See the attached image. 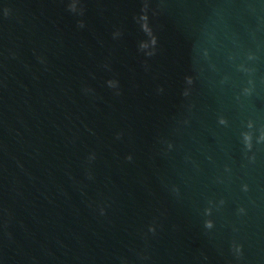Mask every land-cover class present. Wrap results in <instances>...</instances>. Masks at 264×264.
<instances>
[{
	"label": "water",
	"instance_id": "obj_1",
	"mask_svg": "<svg viewBox=\"0 0 264 264\" xmlns=\"http://www.w3.org/2000/svg\"><path fill=\"white\" fill-rule=\"evenodd\" d=\"M0 264H264V0H0Z\"/></svg>",
	"mask_w": 264,
	"mask_h": 264
}]
</instances>
